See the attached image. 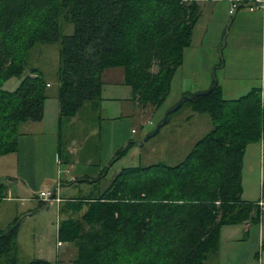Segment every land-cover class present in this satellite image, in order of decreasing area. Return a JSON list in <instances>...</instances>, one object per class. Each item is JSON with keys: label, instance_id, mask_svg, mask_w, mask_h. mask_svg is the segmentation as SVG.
I'll return each instance as SVG.
<instances>
[{"label": "trees", "instance_id": "obj_1", "mask_svg": "<svg viewBox=\"0 0 264 264\" xmlns=\"http://www.w3.org/2000/svg\"><path fill=\"white\" fill-rule=\"evenodd\" d=\"M200 16L199 0H0V157L18 151L24 123L44 117L48 83L27 67L37 44L60 45V125L87 103L99 106L104 72L113 68L124 70L137 105L158 109ZM64 23L73 33L64 34ZM12 78L20 82L6 90ZM185 103L213 127L182 162L128 166L98 194L63 201L60 211L70 216L60 221L58 239L75 245L73 264H206L222 227L260 222L258 202L242 199V173L247 146L264 141V83L230 100L219 84ZM135 144L119 149L110 167ZM7 198L0 180V205ZM18 220L0 232V264H19V226L4 235Z\"/></svg>", "mask_w": 264, "mask_h": 264}, {"label": "rangeland", "instance_id": "obj_2", "mask_svg": "<svg viewBox=\"0 0 264 264\" xmlns=\"http://www.w3.org/2000/svg\"><path fill=\"white\" fill-rule=\"evenodd\" d=\"M205 1L199 0L203 6L202 13L194 29L191 45L184 51L183 64L176 72L170 94L161 107L156 109L148 105L143 110L135 106L132 101L110 100L108 98L110 96L131 97V88L117 83L119 79L117 70H112L105 77L102 99L99 101L100 110L95 106L94 110H90L89 115L81 112L79 119L70 130L66 124L63 126L62 152L67 154L70 149L75 150L74 168L70 169V175L64 176L67 178L66 182L73 180V176L79 178L84 174L91 176L85 181L64 185L61 190L64 198L98 194L109 186L123 168L128 166L159 163L175 166L182 162L192 151L194 144L213 127L207 114L203 117L208 119L209 124L188 120L193 112L189 103H185L177 113L173 114L170 122L155 137L144 145H138L137 142L142 141L152 132L167 111L183 96L196 94L192 91L183 93L184 90L198 88L199 92H205L212 82L217 80L223 89L224 98L230 100L237 99L262 85L264 10L259 8L260 4L243 6L239 11L242 17L239 21L233 18L234 14L229 13V3L226 0L208 1L204 4ZM73 31L71 23H64V34H71ZM59 49V43L37 44L27 58L28 69H39L48 83L47 104L53 102L48 96L52 97L59 89ZM19 81L18 78H12L5 83L4 88L14 90ZM104 108H107V111ZM113 116H120L121 122L130 120L131 129H134L131 137L136 144L110 167L107 176L101 177L97 172L100 160L97 153L99 141L97 132L101 118ZM71 131L73 137L69 135ZM126 146L127 143L122 148ZM79 152L81 154H78ZM65 166H62V170L66 168ZM261 173L264 174V151L259 148L257 159L248 161L245 166L242 199H264L262 182L256 180V177L261 179ZM99 177H101L99 180L93 181ZM12 186L16 188L14 195L8 192V198H12L4 200L0 205V232L7 228L14 217L18 216L22 219L17 238L19 264H29L32 260L40 258L50 260L51 264H56V260H60L59 264H72V260L77 257L75 245L68 242H62L61 245L58 243L59 223L70 215L62 213L61 205L57 202L52 201L47 206H39L37 202L29 199L30 196L24 192L23 185V188H17L16 184ZM39 188L41 186L37 185V190ZM78 215L74 216L78 217ZM258 226L253 223L250 233H244V238L235 243H227L224 239L223 246L244 248L249 258L245 260V264H264V256L258 259V253L262 251L258 240ZM230 261L231 259L226 261L220 256L219 259L207 260L206 263L230 264Z\"/></svg>", "mask_w": 264, "mask_h": 264}, {"label": "crops", "instance_id": "obj_3", "mask_svg": "<svg viewBox=\"0 0 264 264\" xmlns=\"http://www.w3.org/2000/svg\"><path fill=\"white\" fill-rule=\"evenodd\" d=\"M208 1L216 2L218 0H206L204 4ZM229 3V13L232 6L231 0H226ZM256 0H247L246 3L242 4L239 9L233 13L235 19L241 21L239 11L243 6H246L247 3L249 5H256ZM201 6V13H202ZM260 9L264 10V2L259 6ZM200 19V18H199ZM112 70H117V76L119 77L117 83L120 85H125V75L124 70L122 68H113L108 69L104 72L103 79L105 82V77L112 72ZM113 74V73H111ZM20 82V81H19ZM264 79L262 81L263 86ZM18 86V85H17ZM260 86V87H261ZM129 87V86H128ZM130 88V87H129ZM257 88V87H255ZM104 90V89H103ZM192 91V93H198L200 90L198 88H194L192 90H184L183 93H187ZM223 91V89H222ZM251 91V90H250ZM249 91V92H250ZM248 92V93H249ZM182 93V95H184ZM103 94V92H102ZM59 89L56 93L53 94L52 97L48 96L52 103H48V100L45 103L44 109V117L41 121H28L21 126V135L19 137V147L18 151L14 153H10L0 157V180L7 185L8 192L10 195H14V188L12 185L16 184L17 188H23L26 194H29L30 200L35 201L41 206L43 202L38 197V192L46 189L53 190L55 189L56 197L61 199L58 204L62 205L65 199L61 194V190L64 185H71L73 183H77L83 181L86 177H91L89 174H84L82 176H73V180L66 182L67 178L64 176L70 175V169L74 168L75 159L73 157L74 149H70L67 151V154L63 153L62 149V141H63V126L66 124L69 126V130L74 126V124L79 119V114H90V110H94V106L91 103H87L85 107L75 116L74 118L67 120L65 123L60 125V115H59V102H58ZM246 95V94H245ZM110 100H115L117 102H121L122 100L132 101V89H131V97L124 98L118 96H110L108 97ZM134 105L137 104L134 102ZM138 107H141L137 105ZM148 107V106H147ZM100 110V106L97 107ZM143 110L146 107H141ZM193 111L192 107H190ZM107 111V108H104ZM85 112V113H84ZM205 114H197L194 111L187 118L190 121H196L200 123L209 124L208 119L203 117ZM120 116H113L110 118H101L99 122V132L98 134V145H97V153L99 154L100 160L98 164L99 174H101L103 169H107L110 167L111 161L115 156V153L123 147L124 144L132 141L131 133L134 129H131V123L127 120L121 122L119 119ZM119 120V121H117ZM210 123L211 119L209 117ZM82 129V127H81ZM83 131V129H82ZM71 137H73L72 131L69 133ZM259 148L263 152L264 151V141L250 144L247 146L245 155H244V167L242 173V183H243V175L245 166H247L248 161H255L258 157ZM80 151V150H79ZM78 154H81L80 152ZM82 156V155H81ZM66 165V166H65ZM62 166L66 168L62 170ZM98 174V175H99ZM102 175V174H101ZM264 177V174L261 173V179L256 177L258 182ZM76 181V182H74ZM257 182V184H258ZM23 185V186H22ZM37 185H40L41 188L37 190ZM244 189V185H243ZM244 193V190H243ZM12 198V197H10ZM7 198L6 200L10 199ZM74 198V197H72ZM244 201H253L259 202V199L247 200ZM262 210V209H261ZM18 216L14 217L11 222L6 226V230L10 227V225L15 221ZM256 224V223H255ZM253 222H242L234 225H226L221 229V237H220V245L217 253H213L209 255L208 260H213L214 258H218L221 256L222 259L226 261L230 260V264H245V260L247 258L246 250L238 249L237 247H229L223 246L224 239L227 240V243H235L238 240L244 238V233L249 234L251 230V226ZM258 228V240L261 244V253H258V259L264 256V209L262 210L260 222L257 223ZM1 230V231H3ZM61 242V241H60ZM41 259V258H40ZM251 259V257H250ZM47 260V259H44ZM50 261V260H48ZM51 262V261H50ZM60 260H56V264H59ZM73 264V260H72ZM207 264V263H206Z\"/></svg>", "mask_w": 264, "mask_h": 264}, {"label": "water", "instance_id": "obj_4", "mask_svg": "<svg viewBox=\"0 0 264 264\" xmlns=\"http://www.w3.org/2000/svg\"><path fill=\"white\" fill-rule=\"evenodd\" d=\"M244 3H246V2H244ZM244 3H242V4H244ZM242 4H241V5H242ZM257 4H259V1L257 2ZM241 5H240V6H241ZM247 5H249V4L247 3ZM238 9H239V8H238ZM238 9H237V10H238ZM225 40H226V33H225V36H224V41H225ZM218 85H219L218 81H217V80H214V84H213V85H212L207 91H205V92H198V93H196V94H194V95H192V96H183V97L179 100V102H178L174 107H172L171 109H169V110L167 111V113L165 114V117L163 118V121H162L161 123H159V124L156 126V128L153 130V132H151L150 134H148V135H147L142 141L137 142V144H138V145H144V144H145L147 141H149L151 138L155 137V136L160 132V130H161L165 125L168 124L170 116H171L173 113L177 112V111L182 107V105H183V103H184L185 101L192 102V101H194L196 98H198V97H200V96L208 95V94L211 93V92H212V91H213ZM127 146H128V145H127ZM127 146H126L124 149H126ZM106 170H107V169H105V171L102 173L101 177H104V176H105V174H106ZM101 177H99V178H97V179H94L93 181H97V180H99ZM54 195H55V189L52 190V196H51V198H52ZM49 203H50V202H46L45 206H47ZM21 222H22V219L20 218V219L16 222V224H15L11 229H9L8 231H6V232L4 233V235H7V234L11 233L15 228H17V227L20 225Z\"/></svg>", "mask_w": 264, "mask_h": 264}, {"label": "built area", "instance_id": "obj_5", "mask_svg": "<svg viewBox=\"0 0 264 264\" xmlns=\"http://www.w3.org/2000/svg\"><path fill=\"white\" fill-rule=\"evenodd\" d=\"M259 4L262 5L264 0H258ZM244 2H247V0H231L232 6L230 9V13L233 14L237 11V9L240 7V5ZM262 188H264V177L262 178ZM52 196V190L46 189L38 192V197L43 201V202H52V201H57L60 202L61 199L56 197V194L51 198ZM259 207L263 210L264 209V199H260L258 202ZM59 245L62 244V242H58Z\"/></svg>", "mask_w": 264, "mask_h": 264}]
</instances>
